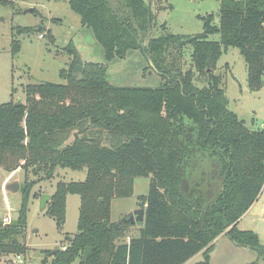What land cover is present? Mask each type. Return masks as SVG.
I'll use <instances>...</instances> for the list:
<instances>
[{
    "label": "trees",
    "instance_id": "trees-1",
    "mask_svg": "<svg viewBox=\"0 0 264 264\" xmlns=\"http://www.w3.org/2000/svg\"><path fill=\"white\" fill-rule=\"evenodd\" d=\"M67 1L106 61L139 50L163 82L113 85L106 65L84 61L71 43V60L60 71L65 82L29 83L25 102L0 104V168L32 167L42 173L39 180H50L58 166L87 170L83 181H59L50 195L45 208L60 230L68 194L79 196L77 232L66 236L65 250L43 249L39 264H184L199 252L198 264H208L220 235L255 250L250 264L264 260L258 233L237 226L264 185V129L248 128L228 108L222 77L215 73L222 54L235 47L247 67L248 87H261L264 0H216L218 24L213 13L198 15L201 32L165 31L146 43L142 37L156 21L154 0H122L123 14L110 0ZM42 30L41 23L22 32ZM214 34L217 40L210 38ZM12 45L17 53L20 42ZM186 47L192 67L184 69ZM136 177L150 182L147 194L138 197L144 223L132 234L137 225L111 219V201L131 196ZM29 195L25 188L15 220H0V258L6 264L29 249L21 240Z\"/></svg>",
    "mask_w": 264,
    "mask_h": 264
},
{
    "label": "rangeland",
    "instance_id": "rangeland-1",
    "mask_svg": "<svg viewBox=\"0 0 264 264\" xmlns=\"http://www.w3.org/2000/svg\"><path fill=\"white\" fill-rule=\"evenodd\" d=\"M10 1V5L0 3V104L10 101L25 102L24 88L29 83L65 82L60 77V71L67 68L71 60L67 52L71 43L70 46L77 50L84 61L104 63L107 67V80L113 85L158 87L163 82L162 77L152 67L151 61L139 50H130L122 59L106 61L102 46L95 39L91 29L81 25L80 16L71 10L67 0ZM110 1L119 14L126 12L122 0ZM150 3L156 21L152 29L142 37L144 43L165 31L175 34L201 32L203 21L198 15L213 13L214 23L218 24L219 2L216 0H154ZM32 8V11H28ZM41 23L42 31L22 32L26 27H36ZM162 24L166 25L165 30L162 29ZM50 33L53 36H50ZM210 38L217 40L219 35L214 34ZM12 40L20 42L17 53L12 52ZM190 55L191 48L186 47L182 59L184 69L192 67ZM215 73L222 77L228 97V108L244 119L248 128L264 129V76L261 87L258 90H251L247 84L244 58L235 47H229L222 54ZM196 84L202 85L198 82ZM86 172V168L72 170L58 166L50 180H39L42 173L35 174L32 167L27 172L22 169L8 172L0 168L1 223H4L5 216L11 221L18 217L25 188L30 194L26 210L27 226L24 236H21V240L30 248L22 259H17L18 264H39L44 256L43 249H53L65 242L67 235L77 232L80 205L77 194L67 196L66 220L61 230L57 228L54 218L47 213V208L40 206V198L43 193H53L59 181H83ZM14 181L20 186L17 191L7 188L8 184ZM149 182L150 177H136L131 196L113 198L111 219L121 220L140 208L138 197L147 194ZM260 195L259 201L250 211L247 210L248 213L242 218L239 229L255 231L259 235L260 243L264 245V185ZM135 228H132L133 234L136 233ZM243 248L225 237L216 244L210 264L254 262L257 257L256 251L248 247ZM200 259L202 257L199 256L197 261ZM77 263L78 260L73 264ZM0 264L6 262L0 258ZM257 264H264V261L259 260Z\"/></svg>",
    "mask_w": 264,
    "mask_h": 264
},
{
    "label": "water",
    "instance_id": "water-1",
    "mask_svg": "<svg viewBox=\"0 0 264 264\" xmlns=\"http://www.w3.org/2000/svg\"><path fill=\"white\" fill-rule=\"evenodd\" d=\"M32 9H29L28 11H32ZM151 61V60H150ZM152 64V63H151ZM7 188L11 191H17L20 186L17 181H14L12 183H9ZM219 190H217L218 192ZM50 198V194L43 193L40 198V206L44 208L46 206V203L48 202ZM144 215H145V210L144 208H138L134 210L131 214H128L125 216V218L121 219V221L125 223H129L131 225H137L141 226L144 223Z\"/></svg>",
    "mask_w": 264,
    "mask_h": 264
},
{
    "label": "crops",
    "instance_id": "crops-1",
    "mask_svg": "<svg viewBox=\"0 0 264 264\" xmlns=\"http://www.w3.org/2000/svg\"><path fill=\"white\" fill-rule=\"evenodd\" d=\"M18 170V169H17ZM17 170H15V171H12V172H16ZM12 178V177H11ZM49 194V193H48ZM50 194H52V193H50ZM261 196V195H260ZM259 199H260V197H258V199L251 205V207L248 209V211H250V209H252L253 208V206L256 204V202L257 201H259ZM66 204H67V201H66ZM248 211L246 212V213H248ZM245 213V214H246ZM245 214L239 219V221H238V223H237V226H238V228H239V223L241 222V220H242V218L245 216ZM138 227L139 226H136V228H135V230H134V233L137 231V229H138ZM242 229V228H241ZM257 232H259V231H257ZM132 234H133V230H132ZM69 236H72V234L70 235L69 234ZM259 236V235H258ZM225 237H227V236H225V235H221V236H219L216 240H215V242H214V246H213V249H212V251H211V253H210V260H209V263L208 264H210L211 263V260L213 259V253H214V251H215V248H216V244L219 242V241H221V240H223ZM228 238V237H227ZM129 239V237H127V240ZM226 242V241H225ZM66 242H63V243H61L60 245H62V244H65ZM232 243H234L233 241H232ZM235 245H237L236 243H235ZM28 246V245H27ZM29 247V246H28ZM244 248L243 249H248V248H245V247H247V246H243ZM30 248V247H29ZM250 249V248H249ZM199 256L200 257H202V259H203V256H202V252H199V253H197L196 255H194L192 258H190L188 261H186L184 264H190V263H192V262H194L195 260V262H194V264H198V262H200V261H202V259H200L199 261H197V259L199 258ZM25 258V257H24ZM6 259V258H5ZM21 259H22V257H21ZM26 259V258H25ZM262 261H264V260H262Z\"/></svg>",
    "mask_w": 264,
    "mask_h": 264
},
{
    "label": "built area",
    "instance_id": "built-area-1",
    "mask_svg": "<svg viewBox=\"0 0 264 264\" xmlns=\"http://www.w3.org/2000/svg\"><path fill=\"white\" fill-rule=\"evenodd\" d=\"M10 221H11V220L9 219L8 216L3 217V222H4V223H9ZM61 248H62L63 250H65V249H66V244H62V245H61ZM21 257H22V256H16V259H13V260H12L13 264H18L19 262H18L17 259H21Z\"/></svg>",
    "mask_w": 264,
    "mask_h": 264
}]
</instances>
